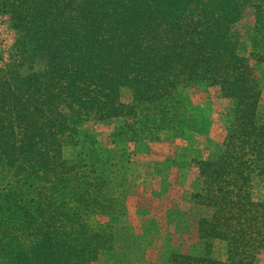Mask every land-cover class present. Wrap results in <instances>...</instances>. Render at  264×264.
I'll return each instance as SVG.
<instances>
[{
  "label": "trees",
  "instance_id": "16d2710c",
  "mask_svg": "<svg viewBox=\"0 0 264 264\" xmlns=\"http://www.w3.org/2000/svg\"><path fill=\"white\" fill-rule=\"evenodd\" d=\"M247 7L253 59L264 63V0H0L16 38L10 78L0 80V264L125 263L117 245L129 190L118 165L130 148L120 140L147 148L165 130L198 132L182 92L195 82L235 104L216 155L193 160L203 180L192 199L208 212L198 232L228 250L225 260L172 251L169 264H256L264 84L240 53L236 26ZM91 117L126 118L110 134L115 151L101 154L89 139L82 126ZM81 139L86 150L66 160L64 147Z\"/></svg>",
  "mask_w": 264,
  "mask_h": 264
},
{
  "label": "rangeland",
  "instance_id": "374dc122",
  "mask_svg": "<svg viewBox=\"0 0 264 264\" xmlns=\"http://www.w3.org/2000/svg\"><path fill=\"white\" fill-rule=\"evenodd\" d=\"M254 27V11L247 7L236 26L240 34V53L248 58L255 77L264 84V63L253 59ZM15 40L9 17L0 15L1 81L10 78L7 64ZM182 92L187 108L196 119L198 132L176 134L165 130L147 148L131 146L127 139L120 140L122 149L130 148L129 157L118 165L120 173L127 177L129 190V214L122 218L125 238L117 245V250L125 254L123 264H169L172 251L202 255L206 249L213 257L221 260L227 257L226 242L203 238L198 232V222L208 212L206 207L192 199L203 180L193 160L210 159L216 155L234 120L235 104L222 97L217 88L200 82L188 85ZM122 100L132 103L133 90L122 88ZM64 112L69 114L65 109ZM258 118L264 124V93ZM125 124L124 117L108 121L91 117L83 123L82 129L89 132L90 140H97V150L102 154L104 149L115 151L110 134ZM87 146L83 139L77 145H66L64 158L74 160ZM253 192L256 200L263 198L264 179L254 178ZM105 264L119 263L108 261ZM256 264H264V252L257 257Z\"/></svg>",
  "mask_w": 264,
  "mask_h": 264
}]
</instances>
